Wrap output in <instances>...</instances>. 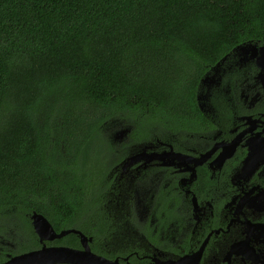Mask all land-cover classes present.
I'll list each match as a JSON object with an SVG mask.
<instances>
[{
	"label": "flooded vegetation",
	"instance_id": "1",
	"mask_svg": "<svg viewBox=\"0 0 264 264\" xmlns=\"http://www.w3.org/2000/svg\"><path fill=\"white\" fill-rule=\"evenodd\" d=\"M263 44L208 68L197 119L101 128L100 174L80 161L72 179L51 161L64 184L0 207V264L42 250L37 264H264ZM35 213L55 235L38 233Z\"/></svg>",
	"mask_w": 264,
	"mask_h": 264
},
{
	"label": "trees",
	"instance_id": "2",
	"mask_svg": "<svg viewBox=\"0 0 264 264\" xmlns=\"http://www.w3.org/2000/svg\"><path fill=\"white\" fill-rule=\"evenodd\" d=\"M249 41L264 42V0H0V207L43 200L80 161L100 174L116 120L197 119L200 79Z\"/></svg>",
	"mask_w": 264,
	"mask_h": 264
},
{
	"label": "water",
	"instance_id": "3",
	"mask_svg": "<svg viewBox=\"0 0 264 264\" xmlns=\"http://www.w3.org/2000/svg\"><path fill=\"white\" fill-rule=\"evenodd\" d=\"M241 46H246V47H255L256 48V44L250 42V43H247L245 45H241ZM261 48L264 50V44L261 45ZM264 78V77H263ZM264 81V79H263ZM35 220H34V223H35V226H36V229L38 231V233H43V229H46V228H50L52 230V232H54V229L51 225V223L47 220L46 217H44V215L42 214H39V213H35ZM40 220V221H38ZM45 226V227H44ZM66 231H63L61 232L59 235L65 233ZM54 235H55V232H54ZM45 253H44V250L42 251H32V252H29V253H26V254H23V255H20V256H17L14 260H21V261H15L14 263L15 264H19V263H22L24 261H28V264H34V263H40L42 262V258L44 257ZM11 262H9L10 264Z\"/></svg>",
	"mask_w": 264,
	"mask_h": 264
},
{
	"label": "rangeland",
	"instance_id": "4",
	"mask_svg": "<svg viewBox=\"0 0 264 264\" xmlns=\"http://www.w3.org/2000/svg\"><path fill=\"white\" fill-rule=\"evenodd\" d=\"M48 101H51L49 104V107L47 108V110H42L40 111V117H41V121L42 122H46L49 124L50 126V131L53 134H57L58 130V126L59 124L62 122V119L60 118V114H57V105L56 103L53 101L52 98H49ZM53 131V132H52ZM55 139V137L53 138Z\"/></svg>",
	"mask_w": 264,
	"mask_h": 264
}]
</instances>
